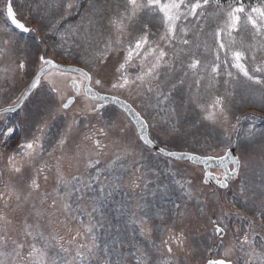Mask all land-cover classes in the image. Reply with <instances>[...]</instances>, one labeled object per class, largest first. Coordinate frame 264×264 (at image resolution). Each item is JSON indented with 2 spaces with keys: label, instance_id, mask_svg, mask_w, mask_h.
I'll list each match as a JSON object with an SVG mask.
<instances>
[{
  "label": "snow or ice",
  "instance_id": "1",
  "mask_svg": "<svg viewBox=\"0 0 264 264\" xmlns=\"http://www.w3.org/2000/svg\"><path fill=\"white\" fill-rule=\"evenodd\" d=\"M86 3L87 7L81 0H39L35 11L40 19L35 29L18 18L16 0L0 3V15L4 17V26L0 28L3 33L0 93L14 94L17 80L35 67L30 83L3 113L15 112L41 88L59 102L55 105L56 112L66 113L73 105L77 106L58 137H50L49 125L44 121L35 126V131L29 130L30 139L24 137L6 155L0 153L3 160L0 264H93L99 250L96 241L100 222L95 214L122 191L125 196L131 193L129 200L119 202L118 209L127 217L129 236L126 240H113L111 249L106 245L104 259L98 264H126L125 246L135 249L137 264H148L151 253L148 248L131 242L136 236L160 253V264H191L187 258L182 261L180 254L194 257L197 252L201 253L197 264L201 260L203 264H239L237 253L245 258L244 264H264V164L260 181H249L245 170L252 167V162L234 154L230 136L218 141L224 145L222 155L217 152V145L207 143L198 154L165 147L157 149V155L169 158L173 177L183 175V170L176 169L173 163L181 160L197 165L215 164L220 172L219 176H213L210 167H206L199 184L193 179L173 181L185 206L195 201L199 218H206L209 226L208 242H193L190 247L186 231L190 213L186 207L171 200L172 209L160 207L152 212L154 205L147 202L149 191L161 199L174 191L168 184L149 188L153 181L147 173L152 168L144 162L143 153L156 148L155 139L148 133V128L155 125H149L148 117L134 111L125 101L101 96L93 89L94 82L95 88L102 90L146 94L148 108L174 114L173 95L187 84L188 103L200 110L202 120L228 132L229 103L237 87L256 85L264 98V0L255 3L252 0H86ZM74 16L80 19L70 23ZM33 32L56 37L58 43L53 45L54 49L69 45L65 51L71 52V41L77 49L88 52V56L82 57L88 71L61 67L47 51L29 60L16 36ZM113 54L117 62L110 71L107 62ZM60 79L66 81L63 86ZM220 83L225 87L223 95L212 91ZM68 88L71 96L65 94ZM201 89L211 92L210 98L206 99ZM109 99L131 116L135 129L112 118L103 123L94 122L103 119L104 105L100 101ZM81 124L88 129L82 134ZM18 127L0 128V147H9ZM232 128L235 130V125ZM109 154L110 159L101 168V157ZM261 155L264 157V144ZM81 165L84 172L79 175L65 171L67 166L80 172ZM212 181L216 188L211 187ZM229 181H240L238 194L250 216L234 211L235 202L221 199L218 190L229 189ZM201 185H207L208 190ZM85 190L94 193L90 204ZM83 205L91 210L86 212ZM85 212L87 222L82 219ZM233 216L246 222L243 228L235 225L233 231L229 224Z\"/></svg>",
  "mask_w": 264,
  "mask_h": 264
},
{
  "label": "rangeland",
  "instance_id": "2",
  "mask_svg": "<svg viewBox=\"0 0 264 264\" xmlns=\"http://www.w3.org/2000/svg\"><path fill=\"white\" fill-rule=\"evenodd\" d=\"M108 68L110 70V65L108 64ZM229 90L232 91L231 87H229ZM237 89L234 90V96L230 98V100H234L235 99V92ZM242 102L243 103H247V99L242 98ZM254 102V101H253ZM134 105H137V100H134ZM252 104V103H250ZM259 104V103H258ZM264 105V104H263ZM250 108H253L252 106H250ZM193 111L189 110L188 113L185 115V117L183 118V122L180 125L179 124V128L181 129L180 133H177L175 135L172 136L173 140H183L186 141L188 143L194 144L196 142V140L200 139V141L202 140H212L213 136H214V130L211 129L208 126H200L197 122V115L194 114ZM177 118L180 117V115H176ZM179 123V122H178ZM231 125V123L229 124ZM232 125H235L234 123H232ZM183 126V127H181ZM185 128H187V130H185ZM247 125L243 126V132L246 131ZM232 129V127H231ZM249 130H253V127L250 126ZM256 139V135L254 134L253 137L250 140H247L245 142V146L248 148V151H246L243 155L245 156L246 159H250L252 162V167L250 169L245 170V175L247 176L248 180H254V179H258L259 175H260V169L262 164H264V157H262L261 155V146L259 145V143L255 140ZM199 141V140H198ZM201 177L200 173L194 172V174L192 175V170L189 172H185L183 171V175H182V180L183 179H193V178H198ZM194 180V179H193ZM196 183H200V179L198 181L194 180ZM173 187V185H172ZM206 191L208 190L207 188L203 187ZM229 193H231L233 196H231L230 194H226L224 193V195L220 196L222 200H226V201H233L236 203L237 207H239V203L242 202L241 197H236L232 191H230ZM180 196V194L178 195ZM236 198H235V197ZM191 203L193 206L196 207V217L198 219H200V212H199V206L196 205L195 201H191L188 202ZM244 205V203H243ZM245 208V205H244ZM237 209V208H236ZM238 211H240L241 215H248L244 209H239ZM250 212V211H249ZM202 221H206V218H201ZM239 225L241 227L242 223H246L245 221H241L239 220ZM197 242H200V239H195ZM257 242L259 243V237H257Z\"/></svg>",
  "mask_w": 264,
  "mask_h": 264
},
{
  "label": "water",
  "instance_id": "3",
  "mask_svg": "<svg viewBox=\"0 0 264 264\" xmlns=\"http://www.w3.org/2000/svg\"><path fill=\"white\" fill-rule=\"evenodd\" d=\"M214 165V164H213ZM205 167H208V165H204Z\"/></svg>",
  "mask_w": 264,
  "mask_h": 264
},
{
  "label": "trees",
  "instance_id": "4",
  "mask_svg": "<svg viewBox=\"0 0 264 264\" xmlns=\"http://www.w3.org/2000/svg\"><path fill=\"white\" fill-rule=\"evenodd\" d=\"M256 1V0H255Z\"/></svg>",
  "mask_w": 264,
  "mask_h": 264
}]
</instances>
